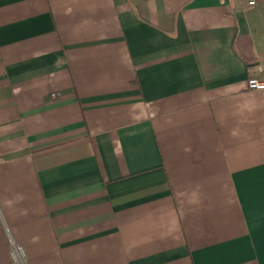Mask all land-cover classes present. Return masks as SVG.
Returning <instances> with one entry per match:
<instances>
[{
    "label": "crops",
    "instance_id": "0c3cea01",
    "mask_svg": "<svg viewBox=\"0 0 264 264\" xmlns=\"http://www.w3.org/2000/svg\"><path fill=\"white\" fill-rule=\"evenodd\" d=\"M251 77L264 0H0V264H264Z\"/></svg>",
    "mask_w": 264,
    "mask_h": 264
},
{
    "label": "built area",
    "instance_id": "2783aa9c",
    "mask_svg": "<svg viewBox=\"0 0 264 264\" xmlns=\"http://www.w3.org/2000/svg\"><path fill=\"white\" fill-rule=\"evenodd\" d=\"M253 3V2H250ZM247 86L249 89H264V81H259L254 77H251L247 80ZM10 255L12 260L16 264H24L25 261V253L21 246L17 244L11 245Z\"/></svg>",
    "mask_w": 264,
    "mask_h": 264
}]
</instances>
